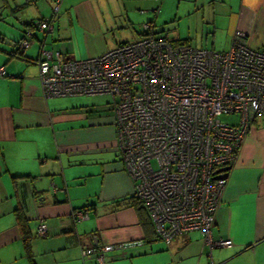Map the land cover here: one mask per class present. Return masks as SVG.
I'll return each mask as SVG.
<instances>
[{"label": "crops", "instance_id": "0c3cea01", "mask_svg": "<svg viewBox=\"0 0 264 264\" xmlns=\"http://www.w3.org/2000/svg\"><path fill=\"white\" fill-rule=\"evenodd\" d=\"M0 0V264H29L16 211L31 233L35 264H264V114L255 117L225 185L212 247L191 230L162 239L145 208L133 202L134 184L116 142L110 96H45L35 62L40 46L84 58L140 37L141 24L196 47L225 50L233 31L264 49V0ZM52 16L43 36L31 21ZM33 32L28 46L19 42ZM86 207L74 223L71 210ZM47 225L37 234L40 220ZM141 240L108 251L102 263L81 247Z\"/></svg>", "mask_w": 264, "mask_h": 264}, {"label": "built area", "instance_id": "2783aa9c", "mask_svg": "<svg viewBox=\"0 0 264 264\" xmlns=\"http://www.w3.org/2000/svg\"><path fill=\"white\" fill-rule=\"evenodd\" d=\"M60 2L55 0L54 14ZM30 26L43 36L54 29L52 16ZM141 26L137 39L84 58L41 45L35 62L43 94H108L120 157L156 235L168 240L198 230L210 248L229 247L230 238L211 236L225 185V177L215 175L235 161L252 120L264 114V49L250 46L240 28L229 47L218 50L176 42L153 32L148 21ZM32 36L27 29L19 47ZM222 114L237 119L227 122ZM71 216L74 223L84 219L87 208H74ZM47 230L41 219L37 234ZM141 242L86 246L80 253L102 263L108 251Z\"/></svg>", "mask_w": 264, "mask_h": 264}, {"label": "trees", "instance_id": "16d2710c", "mask_svg": "<svg viewBox=\"0 0 264 264\" xmlns=\"http://www.w3.org/2000/svg\"><path fill=\"white\" fill-rule=\"evenodd\" d=\"M133 197H134L133 198V202L137 203V207L144 208L143 205L140 203V201L135 198L134 194H133ZM79 208H84V207H79ZM16 220H17V224L19 225V229H20V233H21L23 242L25 244L26 255H27L28 259H29V264H35V261L33 259L32 253L30 251L31 233H29V230H28V227H27L26 217L21 211L17 210L16 211Z\"/></svg>", "mask_w": 264, "mask_h": 264}, {"label": "water", "instance_id": "95a60500", "mask_svg": "<svg viewBox=\"0 0 264 264\" xmlns=\"http://www.w3.org/2000/svg\"><path fill=\"white\" fill-rule=\"evenodd\" d=\"M229 167H230L229 164L228 165H223V166L219 167L217 169V171H219L220 173L219 174H216L215 177H219V176L220 177H225L226 174H227V170L229 169Z\"/></svg>", "mask_w": 264, "mask_h": 264}, {"label": "rangeland", "instance_id": "374dc122", "mask_svg": "<svg viewBox=\"0 0 264 264\" xmlns=\"http://www.w3.org/2000/svg\"><path fill=\"white\" fill-rule=\"evenodd\" d=\"M220 117L222 120L227 121V122H234L237 119L236 118L237 115L235 114H222Z\"/></svg>", "mask_w": 264, "mask_h": 264}]
</instances>
